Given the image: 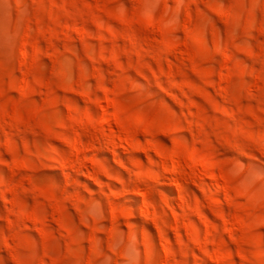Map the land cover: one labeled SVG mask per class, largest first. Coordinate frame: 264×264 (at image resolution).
Segmentation results:
<instances>
[{
    "label": "rangeland",
    "instance_id": "rangeland-1",
    "mask_svg": "<svg viewBox=\"0 0 264 264\" xmlns=\"http://www.w3.org/2000/svg\"><path fill=\"white\" fill-rule=\"evenodd\" d=\"M0 264H264V0H0Z\"/></svg>",
    "mask_w": 264,
    "mask_h": 264
},
{
    "label": "bare ground",
    "instance_id": "bare-ground-1",
    "mask_svg": "<svg viewBox=\"0 0 264 264\" xmlns=\"http://www.w3.org/2000/svg\"><path fill=\"white\" fill-rule=\"evenodd\" d=\"M220 79H222V78H220ZM220 81V80H219ZM218 81V84H220V82ZM222 83H223V79H222V81H221Z\"/></svg>",
    "mask_w": 264,
    "mask_h": 264
}]
</instances>
